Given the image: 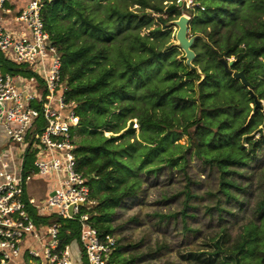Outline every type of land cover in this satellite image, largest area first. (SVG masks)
<instances>
[{"label":"rangeland","instance_id":"1","mask_svg":"<svg viewBox=\"0 0 264 264\" xmlns=\"http://www.w3.org/2000/svg\"><path fill=\"white\" fill-rule=\"evenodd\" d=\"M106 1L101 0L102 3ZM110 1L122 2L121 5H127L139 17L143 14L144 18L137 17L130 25V31L149 36L150 44L158 52L153 68L148 69L150 79L157 81L166 71L173 72V80L167 84L178 85L175 90L180 99L178 103L185 105L183 110L169 114V127L147 128L142 132L137 118L132 117L126 119L125 127L118 132L123 133L129 125L133 128L129 141L136 144V150L132 155L134 160L142 158L143 161L132 164L137 173L132 178L140 184L137 193L115 206L106 221L117 239V260L121 264H257L253 258L231 251V246L246 224L251 220L259 223L252 211L261 192L259 168L264 167V98L261 96L264 77L253 75L250 86L239 79L233 80L232 72L238 71L230 68L234 57L219 56L215 48V39L226 27L220 28L219 33L207 35L212 28L206 23L217 19H212L217 12L212 8L220 4L232 8L236 20L241 0H190V3L189 0H148L155 8L139 6L133 0ZM259 12H249L253 16L249 21H255L253 25L262 29L264 12L263 17L261 14L258 17ZM170 13L169 20L162 22L159 19V16L168 18ZM182 14L189 18L187 38L194 37L190 47L194 53L190 60L192 66L187 64L185 52L176 45L177 26L172 21ZM254 14H257L256 18ZM0 19L5 28L21 27L12 20V15ZM225 19L228 17L222 14L221 20ZM120 26L114 22L109 24L115 36L127 29ZM259 60L263 61L264 55ZM4 62L14 69L27 68L26 64L17 63L12 54L6 56V52L0 50V72L12 75L18 89L24 85L16 80L18 75L32 76L30 71L8 69ZM190 70L196 73L195 76L187 75ZM138 103L139 106L149 105L144 100ZM115 113L118 114V110ZM40 121L38 119L37 123ZM80 128H73L72 132L77 141L84 136L79 132ZM242 131L246 133L240 135L238 142L247 149L255 146V157L244 165L227 163L224 166V176L240 186L225 191L221 187L222 170L210 159L221 156L232 134ZM118 133L105 131L103 135ZM116 143L120 148H126L124 152L128 150L126 139L120 138ZM1 149L9 153L7 160L10 163L18 164L15 157L20 153L21 158L26 147L10 141ZM144 152H149L146 158L142 156ZM139 153L141 156L137 157ZM33 158L34 152L28 151L26 169L33 167ZM44 177L48 176H37L39 185L43 184ZM27 194L31 197L29 187ZM216 240L223 244L224 254L214 253ZM82 260L86 264L84 257Z\"/></svg>","mask_w":264,"mask_h":264},{"label":"trees","instance_id":"2","mask_svg":"<svg viewBox=\"0 0 264 264\" xmlns=\"http://www.w3.org/2000/svg\"><path fill=\"white\" fill-rule=\"evenodd\" d=\"M132 2L155 8L148 0ZM121 4L110 0L105 3L101 0H45L41 12L44 28L60 54V76L66 85L65 99L75 102L80 116L77 128L81 127L79 132L84 136L81 140H76V169L88 177L89 197L95 201L88 212L93 225L102 232H111L106 221L112 209L135 195L140 185L139 181L132 178V175L137 174L132 169V164L143 161L142 158L134 160L132 155V151L136 150V144L129 141L133 128L129 125L123 133H118L125 127L126 119L136 117L143 132L147 128L169 127V114L185 108L184 104L178 103L180 99L175 94L178 85L173 82L167 84V81L173 80V72L166 71L163 78L157 81L150 79L148 69L157 61L158 52L150 44L149 36H140L138 31H130V25L139 15L127 5ZM170 9L175 8L170 6ZM212 9L217 11L212 19H217L211 23L206 22L212 28L207 35L219 33L220 28L226 27L215 39L216 51L219 56H233L230 68L242 71L252 85L253 75L260 74L264 77V60H259L264 55V39L259 43L264 38V27L260 29L254 26L255 21H249V18H253L249 12L260 10L258 17L260 14L263 17L264 0H241L240 14L236 20L232 8L220 4ZM222 14L228 19L221 20ZM171 16L170 13L168 18L162 19L159 16V19L165 22ZM256 17L257 14H254V18ZM139 18H144L143 14ZM110 22L126 26L127 29L115 36V32L109 27ZM229 24L237 26L232 28ZM145 54L148 56L143 57ZM4 65L8 69L24 73L29 71L24 67L10 68L6 62ZM195 74L191 70L187 72L189 77ZM232 79L237 80L233 76ZM148 81L153 83L149 85ZM261 96L264 98V92ZM140 100L149 102V105L143 103L139 106ZM117 110L118 114L115 113ZM112 120L115 121L113 124ZM129 122L131 124L132 119ZM105 131L118 134L105 136ZM244 133L246 132L232 134L222 155L210 159L222 170L221 187L225 191L229 187L240 186L224 176V166L227 163L244 165L255 157V146L247 149L242 142H238L240 135ZM120 138L126 139V152V148H120L116 143ZM148 155L149 152L142 154L144 158ZM140 156L141 153L137 154V157ZM259 172L261 192L252 211L259 223L251 220L246 224L231 246V251L236 250L245 258H253L257 264H264V167L261 166ZM227 195L233 197L228 193ZM58 221L61 224V241L67 243L76 240V221ZM215 245V254L225 253L220 241L216 240ZM242 259L244 260L243 257ZM115 260L117 264H121L117 256Z\"/></svg>","mask_w":264,"mask_h":264},{"label":"built area","instance_id":"3","mask_svg":"<svg viewBox=\"0 0 264 264\" xmlns=\"http://www.w3.org/2000/svg\"><path fill=\"white\" fill-rule=\"evenodd\" d=\"M44 6L45 0H26L14 10L13 0H0V18L12 15L21 24L5 28L0 22V50L32 72L16 77L24 84L19 89L12 75L0 72V126L8 145L26 147L15 157L18 164L0 150V264H84L82 257L86 264H117L114 233L99 231L88 212L95 201L88 177L76 169L72 133L80 116L75 102L65 99L60 54L43 25ZM28 151L34 152L29 170ZM38 175L48 176V191L33 202L27 189ZM59 219L76 221V240L61 241Z\"/></svg>","mask_w":264,"mask_h":264},{"label":"water","instance_id":"4","mask_svg":"<svg viewBox=\"0 0 264 264\" xmlns=\"http://www.w3.org/2000/svg\"><path fill=\"white\" fill-rule=\"evenodd\" d=\"M179 4H181L179 2ZM176 26L175 38L176 45L185 52L186 62L189 66H192L190 60L193 58L194 53L190 49L194 37L187 38L188 22L189 18L182 14L176 20L172 21ZM232 76L239 79L243 84L250 86V83L246 79L242 71H233ZM71 212V207H70Z\"/></svg>","mask_w":264,"mask_h":264},{"label":"crops","instance_id":"5","mask_svg":"<svg viewBox=\"0 0 264 264\" xmlns=\"http://www.w3.org/2000/svg\"><path fill=\"white\" fill-rule=\"evenodd\" d=\"M13 1L15 3L14 10H17L24 4L26 0H13ZM0 22H1V19H0ZM6 144H7V140L5 138V134L3 132L2 126H0V150H2L1 148L6 146ZM45 180L46 179L44 178L42 185H39L36 181L34 185L32 184L31 186L30 185L28 186L31 191V198L33 202L38 201V196L41 194H45L48 191V185L46 184Z\"/></svg>","mask_w":264,"mask_h":264}]
</instances>
